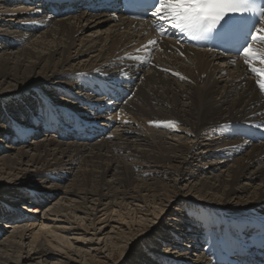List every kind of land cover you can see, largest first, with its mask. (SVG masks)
I'll use <instances>...</instances> for the list:
<instances>
[{
    "label": "bare ground",
    "instance_id": "1",
    "mask_svg": "<svg viewBox=\"0 0 264 264\" xmlns=\"http://www.w3.org/2000/svg\"><path fill=\"white\" fill-rule=\"evenodd\" d=\"M62 2L63 0H0V28L3 29L0 30V89L6 87V90H0V102L14 101L30 92L45 96L41 92L45 90L39 91L43 86L44 89H53L57 97H68L79 105L78 110L67 109L68 107L62 109L69 117H92L89 113L95 110L94 106L102 105V116L105 120L99 126L93 125V130L83 135L78 121L68 118V128L78 132L80 140L68 135L65 136V141H62L57 138L60 134L48 136L49 134L45 133L44 140L34 144L33 151H28L24 143L25 137L32 129H21L20 125L29 121L35 127L47 128L52 122L42 120L43 125H38V120L41 119L26 117L23 119L25 122L18 121L14 125L9 121L12 124L10 130L0 126L3 139L10 141L20 138L21 144L25 146L17 149V159L8 156L0 158V172L10 170L12 173L8 175L9 178L14 176L17 182H21L18 186L14 184L13 191L5 193L8 197L10 194L15 195L12 204L6 205L4 200L8 197L0 195V219H17L12 225L2 220L0 225L1 264L14 261L18 264H29V261L35 264H82L78 258L86 260L91 256L93 249L86 247L92 243V238L86 237V234L90 235V231H93L90 227H95L96 220L97 223L101 222L98 218L95 222L90 218L100 213L98 209L101 206L107 208V213L117 214L118 218L114 222H117L120 233L110 232L108 237L105 236L106 233L103 238V243L108 242L114 250L111 256L114 252H120L121 258L124 259L129 252V245L140 242L144 236L154 243V236H159L160 242L155 243L158 246L162 243L169 244L166 251L159 255L145 251L137 258L140 260L137 261L138 264H143L140 263L143 259L148 261L146 264H234L237 259H241L242 264H264V242L260 240L264 237V229L260 227V222L264 221V128L257 127L264 121V93L256 83L258 79L264 81V75L257 76L251 72V67H264L259 57L250 67L244 62L243 65L240 62L232 64L226 59L220 60L216 54L191 48H184L187 55L181 56L178 54L179 46L176 41L171 40H164L159 50L152 55L150 52L146 53L147 48L144 47L151 36L147 26L136 31L138 27H135L133 22L87 13L82 9L70 12ZM88 27L97 29L95 31L101 35L86 40L82 34ZM137 48L140 51L134 53ZM93 70L96 72L91 74ZM177 73L179 75H176ZM117 75L121 77V88L111 97L97 95L92 90L94 82ZM52 79L66 81L69 85L65 86V83L61 84L59 81L55 84ZM28 83L29 85H26ZM73 90L86 92V96L76 95ZM50 93L52 94L51 91ZM32 98H36L39 103L33 95H30L29 103ZM96 101L99 103L95 105ZM54 105L61 110L62 105ZM169 121L175 122L174 128L165 127L164 123H161ZM225 123L228 126L222 127L221 124ZM244 123L251 125L255 132L251 134L245 131L243 138L237 137L233 134V127L242 128ZM100 126L102 129L97 128ZM105 134H109L111 142L105 139L89 142L92 137L99 138ZM21 136H24L23 140ZM112 139L118 143L111 145ZM14 142L11 143L14 145ZM142 145L152 148L151 159L155 164L161 165L158 172H147L146 168H142V160L127 164L128 161L148 156V153L135 149ZM66 146L67 149L73 148L76 156L81 152L84 155L80 146L89 148V151L97 149L98 152L94 151L97 162L93 160L94 162L87 163L89 170H78L76 175L80 180L76 181L77 184L72 182V189L66 193L60 194V187L52 184L55 188L48 194L49 198H56L55 195H64L65 198L57 202V199H48L46 195L44 198L48 199L49 206L56 202L50 210L65 220L62 226L55 224L48 227L47 223H38L30 217L20 215L22 213L16 205L20 199L24 201L22 197L25 196L19 198L21 190L30 185L32 173L44 168L40 166L47 164V170L43 172L50 178L62 171L58 162L66 155ZM117 149V155L110 151ZM199 149L206 151L198 154L196 151ZM3 150L10 152L8 149ZM170 154L173 156L170 157ZM59 155L61 158H58ZM188 158L196 160L199 165L203 160L209 161L202 164L198 170H191L193 175L188 176H195L194 178H187L185 167L193 166L188 162ZM174 159L178 169L171 172L164 163L171 165ZM84 161L87 162L85 159ZM66 168L65 166L64 169ZM39 175L41 176V172ZM66 176L69 177V174ZM175 176H183L185 181L180 180L179 184L188 188L189 193L198 194L201 200L194 201L186 194L174 196L175 190L180 192L184 189L178 188L182 186H178ZM140 177H169L167 180L170 185L161 189L154 184L145 183ZM93 180L96 188L91 187ZM19 186H23L21 190ZM119 188L123 190L119 191ZM27 193L30 198L37 197L33 200L34 204L35 201L38 202L35 204L37 207L31 210L32 205L24 206L21 212L25 215L28 213L27 216L35 215L40 210L39 205L43 204L40 199L42 194L39 189L28 190ZM27 197L29 198V195ZM232 199L236 201L234 207L229 202ZM88 201L95 202L100 207H86ZM134 202L143 204L146 210H138V206L129 209ZM171 202H178L183 207L185 218L181 214L178 215L175 206L174 210L170 211L174 215L168 216L173 222L166 224L169 231L161 232L159 229L158 233L152 235L133 234L134 230L140 227L144 231L153 232L151 228L155 225L150 224V207L155 208L153 214H162L163 206ZM166 207L168 206L164 208ZM123 211L133 216V221L127 228L129 232L122 231ZM138 214L143 216L136 220ZM77 215L80 217H75ZM77 218L80 221L76 220ZM76 223L77 226H74ZM106 223H109V220ZM6 227L11 232L2 230ZM115 228L112 227L113 230ZM173 228H176L178 233ZM77 229L83 231L84 236L82 234L81 238L71 239L58 233L60 231L67 235L78 231ZM104 229L106 231V226ZM100 230L101 228L94 233H99L101 237L98 232ZM4 234L6 237L3 238ZM112 234L117 237L113 238ZM197 237L198 240L206 242L207 249L201 248L205 246L203 242L197 244ZM55 239L60 244L58 247H61H56V252L47 246L53 245ZM84 239H87L86 242ZM26 241H30L28 246L25 245ZM74 243L82 246H76L73 251L71 247ZM182 243H186L184 249L180 248ZM189 243L191 244L188 245ZM238 244L250 247L257 262L244 258L242 249L236 246ZM27 248L29 251L26 257H23L22 254ZM233 249L238 252L237 257H227ZM32 252L35 259H32ZM72 253L77 255L76 259ZM170 253L171 255H168ZM190 254L192 257H185ZM223 256L225 260L220 261Z\"/></svg>",
    "mask_w": 264,
    "mask_h": 264
},
{
    "label": "rangeland",
    "instance_id": "2",
    "mask_svg": "<svg viewBox=\"0 0 264 264\" xmlns=\"http://www.w3.org/2000/svg\"><path fill=\"white\" fill-rule=\"evenodd\" d=\"M15 24V23H14ZM0 30H3V29H1L0 28ZM95 30H97V29H92V28H90V27H88V28H86V31L82 34V36H84V38L87 40V39H92V38H96L97 36L99 37L100 35H101V33H97V31H95ZM93 31H95L94 33H93ZM92 32V33H91ZM90 33V34H89ZM87 34V35H86ZM96 34V35H95ZM93 54H97V53H93ZM93 56H95V55H93ZM80 68V67H79ZM74 69V68H73ZM51 81H53V83H57L58 81L59 82H62L61 84H64L65 83V86H68L69 85V83L68 82H66V81H61L60 79H52ZM52 84V83H51ZM71 84V83H70ZM26 85H29V83L28 84H26ZM45 88V87H44ZM43 88V86H41V88L39 89V91L41 90V89H43V90H48V91H46L49 95L48 96H50L51 98H53V100H55V101H60V100H58L57 99V97L56 96H54L53 97V95L50 93V91L53 93V89H44ZM2 89H4V90H6V87H4V88H2ZM2 89H0V90H2ZM8 89V88H7ZM37 92L35 93L34 92V94H32L31 92L30 93H28V95H22L21 96V98H17V99H14V101L13 100H11V101H7L6 102V100H1V102H0V104H1V106H0V108H1V110H0V126H4L7 130H10L11 128H12V124L10 123V122H12L13 123V125L14 124H16V123H18V121L19 122H25L26 120H23L24 118H31V114L32 113H35V109L39 106V103L37 102V100H36V98H32L33 100H31L32 102H30L29 103V101H30V95H33V96H35V97H37ZM19 99V100H18ZM72 102V101H71ZM63 103V102H62ZM73 103V102H72ZM74 104V103H73ZM74 107H75V109L77 108V106L76 105H74ZM19 110H20V112H19ZM21 115H23V116H21ZM35 117V116H34ZM4 119V120H3ZM28 119V120H29ZM10 121V122H9ZM14 121V122H13ZM3 123V124H2ZM32 124V123H31ZM31 124L30 123H24L23 125H27V127H32L31 126ZM10 125H11V127H10ZM33 126H35L34 124H32ZM30 135V134H29ZM28 136V135H27ZM26 136V137H27ZM23 137L24 136H21V139L23 140ZM44 140V138H42V139H39V142H42ZM13 141H15L14 143V145L11 143V142H13ZM16 141H17V143H16ZM117 140H114V139H112V143H110L111 145H114L115 143H118V142H116ZM38 142V143H39ZM109 142H111V140H109ZM120 142V141H119ZM31 144V145H30ZM12 147H11V146ZM203 145H205V144H203ZM0 158H2V157H4V156H8V157H10V158H14V159H17L18 158V156L16 155V153L18 152V150L20 149V147H22V146H24V144H21V140H20V138L19 139H17V140H7V139H3V136L2 135H0ZM9 146V147H8ZM25 146L26 147H28V151H31V149H32V151L34 150V142H32V141H28V143L27 144H25ZM25 146H24V148H25ZM8 147V148H7ZM11 147V148H10ZM30 147V148H29ZM80 148H81V150H83V153H84V155L82 154V152L80 153V154H78L77 156L75 155V150L73 149V148H71L70 147V149H72V150H70V149H67V146L65 147V154L68 156V158H67V156L65 155L63 158H62V160L61 161H59L58 163V165H59V167L62 169V171H58V174L57 175H55L54 176V178H50V177H48L47 175H45V171L47 170V169H45L46 167H47V164H44V166L42 165V166H40V167H44V168H41L40 170H36V172H38L39 174H40V172H41V176L38 174V173H36V172H34V174L32 173L30 176H31V180H30V185L29 186H19V190H21V187H23L22 188V190H21V194H20V196H19V198H21L22 196H25V197H22L23 199H24V201H22V199H20L19 201H18V205H16V207L18 208L19 207V210H20V213H22V214H20L19 212H18V214H20V215H22V216H24L25 218H28V217H30V218H32V221H38V223H47V225H48V227H52V226H54L55 224V226H62V224H63V221L65 220V219H63V218H61L62 216H60V215H58V214H54L50 209H52L51 207L58 201V200H60V199H63V198H65V197H63L64 195H61V196H58V195H55V197L56 198H49L50 197V195H48L49 193H51V191H53V189L57 186V187H60V194L61 193H66V192H68V191H70L71 189H72V182H73V184H77V182L80 180V179H78V175H76V172L78 171V170H81V169H85V170H89L90 169V167H89V165L88 164H90V162L91 161H95V162H97V160L95 159V156H94V154L96 153V152H98V150L97 149H92V150H90L89 151V148H85L84 149V147H81L80 146ZM3 149H8L10 152H7L6 150H3ZM18 149V150H17ZM66 149L68 150V151H66ZM88 149V150H87ZM135 149H139V151L140 152H142V151H144L145 152V154L146 153H148V156L147 157H145V155L143 156V158H141V159H139V160H133V161H128L127 162V164H133V163H136V162H138V161H140V160H142V163H144V165L142 166V168H146L148 171L147 172H158L159 171V169H161V168H159V167H161V165H157V164H155L154 163V161L151 159V157H153V153H151V150H152V148L151 147H148V148H146L145 147V145H142L141 147H139V148H136L135 147ZM61 150V149H60ZM74 150V151H73ZM63 151V152H64ZM80 151V150H79ZM78 151V152H79ZM94 151H95V153H94ZM112 153H114V154H119V152H118V149L115 151V150H110ZM115 151V152H114ZM206 150H203V149H199L198 151H196V152H198V154H200L201 152H205ZM67 152V153H66ZM87 152V153H86ZM31 154H33V152H30ZM88 153H90V154H88ZM34 154H35V152H34ZM72 154V155H71ZM10 155V156H9ZM89 155V156H88ZM93 156L92 158L90 157V156ZM113 155V154H112ZM61 155H59L58 156V158H61L60 157ZM86 156V157H85ZM173 156V154H170V157H172ZM203 156V155H202ZM79 157V158H78ZM81 157V158H80ZM85 157V158H84ZM90 157V158H89ZM193 157H197V156H193ZM64 159V160H63ZM71 159H73L74 160V162H73V160H71ZM82 159V160H81ZM84 159L85 160H87V162H85L84 161ZM90 159V160H89ZM188 160V162L189 163H192V167H193V169H192V167H185V172H186V175L188 176V175H193V170H198L201 166H202V164H204V163H207V161H209V160H203L202 161V163H200V165L197 163V162H195L196 160H194L193 161V159L192 158H188L187 159ZM93 161V162H94ZM193 161V162H192ZM69 164H68V163ZM72 162V163H71ZM177 161H175V159L174 160H172L171 161V165H168V164H170V163H164V165H166V166H168L167 168H169V170L171 171V172H175L176 171V169H178L177 168V163H176ZM56 163V162H55ZM67 163V164H66ZM88 163V164H87ZM23 164H26V162H23ZM61 164V165H60ZM66 164V165H65ZM197 164H198V166H197ZM63 165H64V167L66 166L67 168L66 169H64V167H63ZM75 165V166H74ZM88 165V166H87ZM208 165V164H207ZM79 166V167H78ZM87 168V169H86ZM93 168H94V166H93ZM165 170V169H164ZM167 170V169H166ZM192 170V171H191ZM44 171V172H43ZM10 170H8V172H6L5 170L4 171H1L0 172V195H1V197L3 196V197H8V195L7 194H5V193H7V192H9V191H13V187H15L14 186V184L16 185V186H18L19 184H21V182H17V179H16V177H14V176H12V177H10L9 178V174H11L12 172H10ZM43 172V173H42ZM65 172V173H64ZM68 172V173H67ZM136 172H137V170H136ZM30 173V172H29ZM63 173V174H62ZM65 177L66 176V174L68 175L69 174V177H67V178H65L64 180L62 179V178H64L62 175ZM35 175V176H34ZM38 175V176H37ZM46 176H47V178H46ZM21 178H23L22 176H20ZM176 178H174V179H178V186H182V184H179L180 182V180L181 181H185V178H183V176H175ZM182 177V178H181ZM189 177H192V178H194L195 176H188L187 178H189ZM80 178V177H79ZM136 178V177H135ZM150 179H148V177L147 178H141L140 177V179L142 180V181H144L145 183L147 182V184H150V185H153L154 184V186L155 187H158V188H161V189H163V187L165 186V185H170V183L168 182L169 180H167V179H170L169 177H167V178H163L162 177V179L160 178V180H159V178H157V179H151V177H149ZM201 178H202V176H201ZM60 179V180H59ZM74 179H76V180H74ZM138 179V178H137ZM144 179V180H143ZM147 179V180H146ZM49 180V181H48ZM54 180V181H53ZM56 180V181H55ZM57 180H59V181H57ZM139 180V179H138ZM153 180V181H152ZM61 181V182H60ZM70 181V182H69ZM77 181V182H76ZM156 181L158 182V183H156ZM95 181L93 180V182L91 183V187H93V188H96L95 187V183H94ZM46 183V184H45ZM70 183V184H69ZM138 183V182H137ZM45 184V185H44ZM52 184H54V186L55 187H53V185ZM115 185L116 186H119L117 183H115ZM114 185V186H115ZM123 185H125V184H123ZM256 185H258V183L256 184ZM32 186V187H31ZM142 186V185H141ZM53 187V188H52ZM25 188V189H24ZM42 188H43V190H42ZM178 188H184L182 191H180L179 192V190L178 191H172L173 193H174V196H181V194H186V195H188V196H190V198L192 199V200H201L200 198H198V194H195V193H189V191H188V188H186V187H184V186H182V187H178ZM261 188V187H260ZM24 189V190H23ZM40 190V193H42L43 195H41V199H43V200H41L42 202H43V204H41V205H39L40 207V210H39V212H37L35 215H31V216H27V214L25 215L24 214V212L22 211L21 212V209H23V207L24 206H31L32 204H33V202H32V204H31V199H30V194L29 193H27L28 192V190H32V191H34V190ZM52 189V190H51ZM119 189H121V188H119ZM129 189V188H128ZM256 189H258V187H256ZM18 190V191H19ZM26 190V191H25ZM123 189H121V190H119V191H122ZM92 192V191H91ZM27 193V194H26ZM120 194V193H119ZM5 195V196H4ZM27 195H29V198L27 197ZM44 195H46V196H48V199H52V200H55V199H57L56 200V202L52 205V206H49V204H48V199H46V198H44L45 196ZM91 195H93V193H91ZM91 195H89V196H91ZM192 195V196H191ZM10 197H6L7 199H5L4 201H6V205H9V204H12V202H13V199L12 198H14L15 197V195L13 194H10L9 195ZM17 196V195H16ZM68 195H66V197H67ZM67 199V198H66ZM217 199H219L218 197H217ZM39 200V199H38ZM89 203L87 204V206L86 207H91V208H93V206H97V207H100V205H98L97 203H95V202H93V203H91L90 201H88ZM229 202H230V204H231V206L232 207H234L235 205H236V201H234V199H232V200H229ZM38 202H36L35 201V204H37ZM128 203H130V201H128ZM135 203V202H134ZM29 204V205H28ZM220 205V204H219ZM34 206V205H33ZM133 206V208L134 207H136V206H138L137 208H138V210H143V211H145L146 210V208H145V206L143 205V204H141V203H135V204H132V205H130L129 206V209H131V207ZM165 206H168V207H166V209L164 208ZM175 206H176V208L178 209V215L179 214H181V216L183 217V218H185L186 217V213H185V210H183V207H181L180 205H179V203L178 202H171L169 205H164L163 206V209H164V212L161 214V212H158V213H156V214H153L154 213V210H155V208L154 207H150V213H149V217H150V215H151V217H150V220H151V223L150 224H152V225H155V229L154 228H151V229H153L154 231L153 232H149V231H144L143 229H142V227H140V229H138V228H136V230H134V232H133V234H136V233H148V234H150L151 233V235L153 234V233H156L159 229H161V232H167V231H169V227H167L166 226V224L167 223H171V222H173L172 221V219H168V218H170V217H168L169 215H174L173 213H171L170 211H173L174 210V208H175ZM178 206V207H177ZM35 207H37V206H35ZM85 207V206H84ZM85 207V208H86ZM90 208V209H91ZM140 208H142V209H140ZM33 209V208H32ZM102 209H103V211H102ZM107 208L105 207V206H101L98 210L100 211V213H96L93 217H91L90 219H94V221L93 222H95V219L96 218H98V219H100V223H97V220H96V222L94 223L95 224V227H90V228H92V230L93 231H90L91 233H90V235L89 234H86V237H89L90 239L92 238V243H89V245L88 246H86L87 247V249H91V248H93L92 250H91V256L90 257H87L86 258V260H83L82 258H78V261L79 262H81L82 264H138L139 262H137V261H140V260H138L137 258H139V257H141V254L143 253V252H155L157 255H159V254H161V253H164L165 251H166V249H167V247H168V245L169 244H167V243H162V244H160V246H158L157 244L160 242V239H159V236H154V243L153 242H150L149 241V238L147 237V236H144V238L143 239H141V241L140 242H136V244H134V245H129V252H128V254L125 256V258L124 259H122L121 258V256H122V254L120 253V252H114V254L111 256V252L112 251H114V250H112V247L110 246V245H108V242L107 243H103L104 242V240H103V238H105V236L106 237H108V233H110V232H113V233H116V232H119L120 233V231H118L119 229H118V225H117V222H114V221H116L118 218H117V214H113L112 213V215H111V213H107V210H106ZM129 209H127V210H129ZM179 209H180V211H179ZM25 210H27V209H25ZM110 210V209H109ZM118 210V209H117ZM153 212H152V211ZM35 211V210H34ZM91 211H92V209H91ZM26 212V211H25ZM32 212V211H31ZM36 212V211H35ZM109 212V211H108ZM42 215H44V216H42ZM79 215L81 216V217H83L84 218V216H82V214L81 213H79ZM79 215H77V216H75V217H80ZM121 215H123L124 216V222H123V225H122V231H130L129 229H127V228H129V226H130V223H131V221H133V216L132 215H129V214H127V211H123V212H121ZM146 215V214H145ZM35 216V217H34ZM47 216V217H46ZM56 216V217H55ZM142 216H143V214H138V216H136L137 217V219L136 220H139L140 218H142ZM46 217V218H45ZM49 217H51V218H49ZM74 217V218H75ZM47 218H49V219H47ZM61 218V219H60ZM38 219V220H37ZM79 218H77L76 220H78ZM167 219V220H166ZM3 219H0V224L2 223L1 221H2ZM7 221L9 220V219H6ZM31 220V219H30ZM51 220V221H50ZM75 219H74V222L76 221ZM109 220V223H106V221H108ZM153 220V221H152ZM7 221H5V222H7ZM32 221H31V223H32ZM79 221H80V219H79ZM114 222V223H111V222ZM17 222V221H16ZM52 222H54V223H52ZM56 222V223H55ZM119 222V221H118ZM11 224L12 225V223H15V220H13V217H12V219H10V221H8V224ZM60 223V224H59ZM59 224V225H58ZM89 224V223H88ZM180 224V223H179ZM178 224V225H179ZM129 225V226H128ZM74 226H77V223L74 225ZM104 226H106V231H105V229H104ZM119 226H121V225H119ZM112 227H116L115 228V230H113L112 229ZM149 227H151V226H149ZM89 228V229H90ZM101 228V230L100 231H98V232H100V234H101V237H100V235H99V233H97V235H96V233H94L95 232V230H97V229H100ZM121 228V227H120ZM179 228V227H178ZM138 229V230H137ZM174 229V228H173ZM176 229V228H175ZM174 229V231H176V233H178V231L177 230H175ZM2 230H4V231H7V232H11V230H9L7 227H6V229L4 228V229H2ZM78 230V229H77ZM103 230V231H102ZM105 231V232H104ZM151 231V230H150ZM57 232V231H56ZM58 233L59 234H64L66 237H68V238H71V239H75V238H81L82 236H84V233H83V231H76V232H72V233H67V235L65 234V233H60V231H58ZM107 233V234H106ZM131 233V232H130ZM158 233V232H157ZM83 234V235H82ZM104 234H106L105 236H104ZM63 235V236H64ZM82 235V236H81ZM96 235V236H95ZM112 235H114V234H112ZM132 235V234H131ZM130 235V236H131ZM156 235H158V234H156ZM4 237H6V234H4L3 235V238ZM101 239H100V238ZM115 237H117V235H114L113 236V238H115ZM88 238V239H89ZM99 238V239H98ZM85 240V239H84ZM87 240V239H86ZM86 240L84 241V242H86ZM114 239H112V241H113ZM53 241V240H52ZM74 242H75V240H73ZM30 241H26V246H28V243H29ZM155 242H157V244L155 243ZM53 243V242H52ZM98 243H100L99 245H98ZM103 243V245H101ZM48 243H46V245H47ZM128 244V243H127ZM191 243H189L188 245H190ZM60 244L58 243V241L55 239V242L53 243V245H47L51 250H53L54 252H56V251H58L57 249H56V247H58ZM80 245L81 244H77V243H74V245L71 247V249L73 250V251H75V247L76 246H79L80 247ZM182 247H180V248H182V249H184L185 248V245H186V243H182ZM54 246V247H53ZM82 246V245H81ZM58 248H61V247H58ZM28 251H29V248H27V249H25V251L23 252V257H26V255H27V253H28ZM190 252V251H189ZM33 253L34 252H32V253H30L31 254V256L33 255ZM172 253V252H171ZM171 253L170 254H168V255H171ZM192 253H194V251L192 252ZM73 254V253H72ZM181 255H183L184 253H180ZM192 254H190V255H185V257L186 258H189V256L190 257H192L191 256ZM73 256V258L74 259H76L75 257H77V255L76 254H73L72 255ZM93 258V259H92ZM32 259H35V257L34 256H32ZM196 259V258H195ZM137 262V263H136ZM148 261L147 260H145V259H143L142 260V262H140V263H143V264H146ZM29 264H35V263H33V262H31V261H29L28 262ZM0 264H1V262H0ZM10 264H18V263H16V261H14L13 263H10ZM24 264H27V263H24Z\"/></svg>",
    "mask_w": 264,
    "mask_h": 264
},
{
    "label": "snow or ice",
    "instance_id": "3",
    "mask_svg": "<svg viewBox=\"0 0 264 264\" xmlns=\"http://www.w3.org/2000/svg\"><path fill=\"white\" fill-rule=\"evenodd\" d=\"M102 3L110 10L127 6L125 0H102ZM55 6L54 4L53 7ZM140 7L141 15L150 14L153 21L170 24L173 29L194 41L204 40L211 43L212 48H220L225 53L234 52L236 55L242 56L244 63L250 67L257 57H259L260 63L264 64V0H140ZM156 28L160 36L163 37L166 33L163 24H157ZM148 44L156 47L155 40H149ZM257 44L260 47H255ZM212 48H209V51ZM230 63L235 64L236 61L233 59L230 60ZM251 72L257 76L264 75V67H251ZM256 83L260 91L264 93V81L258 79ZM120 88V75L96 81L92 85V90L97 95L109 97ZM37 99L39 106L34 113L37 119L55 123L71 118L78 121L81 134L87 135L93 130V121L69 117L40 93H37ZM94 108L95 110L89 115L93 117L97 114L103 115L102 105H96ZM161 123H164L165 127H175V122ZM24 127V125H20L21 129ZM257 127L264 128V121ZM232 131L234 135L241 138L246 135L243 128L233 127ZM260 227L264 229V221L260 222ZM234 264H242V260L237 259Z\"/></svg>",
    "mask_w": 264,
    "mask_h": 264
}]
</instances>
